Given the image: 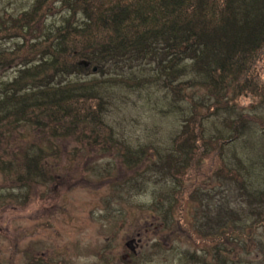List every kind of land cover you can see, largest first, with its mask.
I'll list each match as a JSON object with an SVG mask.
<instances>
[{"label": "rangeland", "instance_id": "374dc122", "mask_svg": "<svg viewBox=\"0 0 264 264\" xmlns=\"http://www.w3.org/2000/svg\"><path fill=\"white\" fill-rule=\"evenodd\" d=\"M33 2L0 0V21ZM61 21L54 13L46 19L50 26ZM22 35L5 34L0 49L13 50L34 36ZM25 51L19 61L37 59ZM257 60L264 78V52ZM14 63L0 69V82L17 74ZM152 68L135 63L124 71L146 78ZM102 88L106 127L97 130L96 144L86 127L56 137L29 121L9 129L0 144V264H217L219 255L233 264H264V207L262 218L254 217L246 194L264 188V100L229 90L238 110L203 118L207 109L199 107L201 117L177 139L196 147L190 154L180 146V161L173 137L192 112L191 101L205 100L201 87L185 89L184 98L157 82ZM235 134L215 150L218 140ZM39 148H48V157L25 174V161ZM127 149L136 161L126 162ZM217 217L228 221L224 232L232 237L202 234L200 226L219 224Z\"/></svg>", "mask_w": 264, "mask_h": 264}, {"label": "trees", "instance_id": "16d2710c", "mask_svg": "<svg viewBox=\"0 0 264 264\" xmlns=\"http://www.w3.org/2000/svg\"><path fill=\"white\" fill-rule=\"evenodd\" d=\"M51 13L61 16L58 25L46 23ZM9 17L7 23L8 18L0 21V39L5 34L34 36L28 44L23 38L13 50L0 49V69L19 62L17 74L0 82V144L11 128L27 121L56 137L86 127L92 131L86 137L96 144L97 130L106 127L101 117L106 98L100 89L107 84L157 82L175 98L186 97L182 91L187 88L201 87L205 92L201 100H205L191 101L192 112L173 137L174 157L179 160L183 158L180 146L190 154L196 147L177 139L186 137L189 125L201 117L199 107L207 109L203 118L220 110H238L228 99L229 90L236 96L248 93L264 100V78L257 67L264 52V0H34L30 8ZM24 51L34 52L37 59L19 61ZM135 63L151 64L152 76L125 73ZM237 119L241 126L247 123L241 115ZM238 135L218 140L215 150ZM45 149L39 148L25 161V174L35 172L37 161L49 154ZM126 151V162L136 161L138 155ZM6 166L10 170L14 164ZM246 194L250 212L261 217L264 188ZM217 218V225L208 220L200 226L203 235L228 234L224 232L228 221ZM218 250L213 248V257L218 258ZM219 257L217 264L234 263Z\"/></svg>", "mask_w": 264, "mask_h": 264}]
</instances>
